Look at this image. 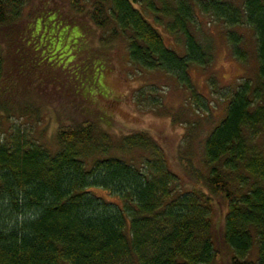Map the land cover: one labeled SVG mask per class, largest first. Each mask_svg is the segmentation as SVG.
Returning a JSON list of instances; mask_svg holds the SVG:
<instances>
[{"label":"trees","instance_id":"16d2710c","mask_svg":"<svg viewBox=\"0 0 264 264\" xmlns=\"http://www.w3.org/2000/svg\"><path fill=\"white\" fill-rule=\"evenodd\" d=\"M27 1L0 0V31L11 30ZM78 2L69 4L75 8ZM90 7L83 30L91 24L102 47L122 40L129 65L172 76L198 109L206 108L205 99L195 94L189 69H208L214 57L211 43L199 36V17L226 29L239 63L247 64L252 52L254 74L219 94L226 102L225 116L203 141V172L189 170L207 193L182 191L161 149L143 134L108 143L99 123L84 122L60 129L57 148L51 150L27 130L4 133L0 264H219L218 239L230 251L228 264H264V0H92ZM41 20L32 33L43 31L46 23L47 29L60 30L58 42L69 58L66 68L78 53V42L67 40L71 34L78 38L68 32L72 24L54 7ZM159 28L181 42L183 51L167 46ZM245 28L253 33L250 52L237 31ZM32 50L50 54L49 47ZM7 57L0 46V84ZM97 66L90 61L73 70L81 75L79 90L90 95L100 90L108 99ZM208 86L219 92L215 81ZM10 118L0 102V128ZM112 150L126 155L141 150L144 157L138 165ZM220 202L226 213L218 233L214 216Z\"/></svg>","mask_w":264,"mask_h":264},{"label":"rangeland","instance_id":"374dc122","mask_svg":"<svg viewBox=\"0 0 264 264\" xmlns=\"http://www.w3.org/2000/svg\"><path fill=\"white\" fill-rule=\"evenodd\" d=\"M78 1L73 8L69 4L71 0H28L19 19L11 25V30L0 31L2 51L10 54V58L7 57L5 61L4 80L0 84V102L11 117L3 121L0 138L3 139V134L11 129H24L47 148L54 150L57 148L56 134L60 129L84 122L99 123L100 132L107 135L108 143H115L120 136L143 134L161 149L169 169L179 177L182 191L202 190L207 193L190 172H203V141L225 116L226 102L219 94L227 88H235L241 78L254 74L255 62L250 52L254 48L253 33L246 28L237 30L242 34L245 48L250 52L248 62L244 65L233 58L225 38L226 29L210 17H199V36L211 43L214 57L208 69H189L195 94L205 99L206 108L198 109L194 102L192 105L190 93L172 76L140 71L138 67L129 65L126 45L122 40L102 47L96 35L98 32L95 33L91 24L83 30L81 23L88 22L92 0ZM231 1L240 3V0ZM84 2L86 8L83 7ZM50 7L65 16V22L72 24L68 32L73 30L78 36L76 38L71 34L67 39L73 44L78 42V53L66 68L63 65L68 63L69 58L66 57V49H62L58 42L60 34L57 33L60 30L56 31L52 27L47 29L46 23L43 31L32 33L39 20L42 19L44 23V14ZM147 18L153 24L151 17ZM76 26L78 29L74 30ZM159 32L167 46L183 51L181 42L160 28ZM31 33L33 41L28 46L26 44ZM73 39H76L75 42ZM33 46L40 49L49 47L50 54L43 55L44 49L33 52ZM90 61L95 64L97 62V67L101 69L108 99L99 95L100 90L93 95L83 94L79 90L82 89L81 75L73 70ZM21 65L24 67L23 73L19 72ZM35 65L38 68L34 69ZM209 80L216 82L219 92L214 93L210 89ZM102 117H107V120L101 121ZM112 151V154L133 160L138 165L144 157L135 151L129 155ZM187 160L191 165L186 163ZM93 192L119 204L116 198L102 190ZM225 213L226 206L220 202L214 216L218 233ZM218 250L219 264H228L230 251L219 239ZM252 255H256L255 251Z\"/></svg>","mask_w":264,"mask_h":264}]
</instances>
